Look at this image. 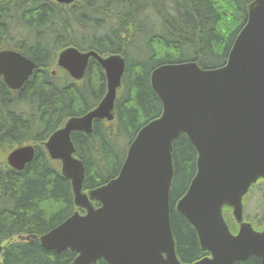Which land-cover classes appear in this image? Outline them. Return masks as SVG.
Masks as SVG:
<instances>
[{
    "label": "trees",
    "instance_id": "obj_1",
    "mask_svg": "<svg viewBox=\"0 0 264 264\" xmlns=\"http://www.w3.org/2000/svg\"><path fill=\"white\" fill-rule=\"evenodd\" d=\"M79 1L73 12L47 0H0V46L9 45L5 47L36 64L17 93L0 80V264H71L77 256L69 250H47L34 238L76 211L85 213L75 206L61 165L48 157L42 144L69 119L94 109L106 95L107 82L94 60L82 81L66 77L57 82L60 71L52 72L58 51L74 46L103 56L117 53L126 60L113 122L97 121L90 134L75 131L71 136L85 164L88 191L119 176L131 142L161 116L163 106L150 83L153 69L192 61L202 69L223 67L254 0ZM24 106L30 108L26 113ZM27 144L36 148L32 161L22 171L9 167L4 152ZM172 157L169 203L176 251L182 263L193 264L209 254L176 208L197 169V152L186 135L175 140ZM224 216L237 233L230 208H224ZM16 236L29 240L13 242ZM97 264L107 263L100 259ZM236 264L263 263L252 255Z\"/></svg>",
    "mask_w": 264,
    "mask_h": 264
},
{
    "label": "water",
    "instance_id": "obj_2",
    "mask_svg": "<svg viewBox=\"0 0 264 264\" xmlns=\"http://www.w3.org/2000/svg\"><path fill=\"white\" fill-rule=\"evenodd\" d=\"M54 1L71 5L76 0ZM92 60L104 72L106 96L44 143L71 182L75 206L85 213L74 212L38 237L41 246L77 253L71 264L100 259L107 264H184L177 256L169 199L173 144L186 135L197 152V169L176 208L209 254L193 264H236L252 255L264 264V228L257 230L245 220L243 204L250 187L264 179V0L250 3L223 67L202 69L192 61L153 69L150 83L162 103L161 116L138 132L116 179L84 191L85 164L71 136L76 130L90 134L97 121L114 120L126 60L117 53L103 56L70 46L56 61L74 81H82ZM34 67L18 52H0V78L12 90L24 85ZM34 155V146L27 145L12 151L7 161L22 171ZM226 206L239 226L236 234L225 219Z\"/></svg>",
    "mask_w": 264,
    "mask_h": 264
},
{
    "label": "rangeland",
    "instance_id": "obj_3",
    "mask_svg": "<svg viewBox=\"0 0 264 264\" xmlns=\"http://www.w3.org/2000/svg\"><path fill=\"white\" fill-rule=\"evenodd\" d=\"M16 26L17 24L15 25V27ZM12 28H14V25L10 24V31L12 30ZM11 35H13L12 31L10 36ZM4 38L8 39L7 36H5ZM65 78L66 76L64 75V73L60 71V74L57 75V79H58L57 82L63 83V80L65 81ZM27 110H30V108L24 106L25 113L27 112ZM127 142L128 140L126 141V143H123L122 146H125ZM1 153L2 152L0 150V154ZM7 155L8 154L4 152V156H6V162H7ZM244 202H245V208H244L245 219L247 221H250L251 223L260 224L264 219V180H261L252 188L247 198H245ZM257 224H255V226ZM5 241H3L2 244H4ZM14 241H18V236L14 238L13 242Z\"/></svg>",
    "mask_w": 264,
    "mask_h": 264
},
{
    "label": "flooded vegetation",
    "instance_id": "obj_4",
    "mask_svg": "<svg viewBox=\"0 0 264 264\" xmlns=\"http://www.w3.org/2000/svg\"><path fill=\"white\" fill-rule=\"evenodd\" d=\"M47 1L48 2H51V3H55L53 0H47ZM79 3H80V1L79 0H76V2L70 6V8L72 9L73 12H76V7H77V5ZM5 46H9V45H2V46H0V52L1 51H4V50H10V47H5ZM52 73H54V71Z\"/></svg>",
    "mask_w": 264,
    "mask_h": 264
},
{
    "label": "bare ground",
    "instance_id": "obj_5",
    "mask_svg": "<svg viewBox=\"0 0 264 264\" xmlns=\"http://www.w3.org/2000/svg\"><path fill=\"white\" fill-rule=\"evenodd\" d=\"M31 61H32V60H31ZM32 62L35 64L34 61H32ZM35 68H36V64H35V67H34L33 70H32V73H31V74L29 75V77L27 78V80H28V79L30 78V76L33 74V71H34ZM27 80H26V81H27ZM26 81H25V82H26ZM122 82H123V81H122ZM5 84H6V83H5ZM6 85H7V84H6ZM7 86H8V85H7ZM8 87H9V86H8ZM121 87H122V86H121ZM9 88H10V87H9ZM106 93H107V92H106ZM105 96H106V95H105ZM103 99H104V98H103ZM101 102H102V101H101ZM101 102H100V103H101ZM100 103H99L94 109H96V108L100 105ZM94 109L90 110L87 114H89V113H90L91 111H93ZM87 114H85L84 116H86ZM82 117H83V116H82ZM69 120H70V119H69ZM66 123H67V122H66ZM66 123H65V124H66ZM76 131H79V130H76ZM74 132H75V131H74ZM49 138H50V137H49ZM27 145H30V144H27ZM24 146H25V145H24ZM20 147H23V146H20ZM20 147H17V148H20ZM17 148H15V149H17ZM13 150H14V149H13ZM7 157H8V156H7ZM33 158H34V157H33ZM33 158H32V159H33ZM32 159H31V161H32ZM31 161H29V162H31ZM29 162H28V163H29ZM7 163H8V162H7ZM28 163H26V164H28ZM8 165H9V164H8ZM25 166H26V165H25ZM9 167H10V165H9ZM11 168H12V167H11ZM24 168H25V167H24ZM62 173H63V171H62ZM63 174H64V173H63ZM65 221H66V220H65ZM65 221H64V222H65ZM60 225H61V224H60ZM57 227H58V226H57ZM55 228H56V227H55ZM55 228H54V229H55ZM52 230H53V229H52Z\"/></svg>",
    "mask_w": 264,
    "mask_h": 264
}]
</instances>
